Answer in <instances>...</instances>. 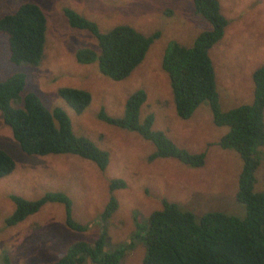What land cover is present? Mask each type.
Returning a JSON list of instances; mask_svg holds the SVG:
<instances>
[{"label": "rangeland", "instance_id": "obj_1", "mask_svg": "<svg viewBox=\"0 0 264 264\" xmlns=\"http://www.w3.org/2000/svg\"><path fill=\"white\" fill-rule=\"evenodd\" d=\"M218 1L227 25L210 56L220 106L227 110L253 100L251 75L264 64V0ZM24 2L36 3L47 19L43 52L37 65H14L8 60L6 37L0 33V80L25 73L22 96L34 92L48 109L62 108L75 134L108 153V164L100 168L71 153L28 155L0 112V147L15 161L14 170L0 177V264H52L74 243H92L102 233L109 248L123 245L130 241L137 224H145L153 211L162 208L164 200L197 217L207 211L245 215L244 205L235 196L243 162L235 150L218 144L228 127L213 123L207 101L189 118H181L162 68L164 50L171 41L191 45L198 33L211 27L194 10L193 0H0V17ZM64 8L95 22L101 32L128 25L144 35L159 32V37L127 77L113 80L96 63L77 60L76 51L96 48V39L87 30L72 28ZM62 87L88 91L90 104L76 113L59 95ZM138 90L147 94L139 121L153 115V129L190 152H204L203 165L189 166L174 157L152 158L156 148L151 141L99 117L101 110L112 117L123 116L127 98ZM260 150L254 191L264 190V146ZM112 180H122L124 186L111 189ZM55 191L69 197L71 218L83 230L67 226L65 206L59 202H47L23 220L6 223L16 208L12 195L32 200ZM112 197L116 209L103 218ZM134 244L122 264H142L144 244L140 240Z\"/></svg>", "mask_w": 264, "mask_h": 264}, {"label": "trees", "instance_id": "obj_2", "mask_svg": "<svg viewBox=\"0 0 264 264\" xmlns=\"http://www.w3.org/2000/svg\"><path fill=\"white\" fill-rule=\"evenodd\" d=\"M194 10L211 24L195 37L191 45L171 41L162 57L178 115L189 118L203 102L209 103L212 121L227 126L218 144L235 150L243 162L238 179L236 199L244 205L245 215L239 217L221 211H207L197 217L192 211L164 200L162 208L153 211L145 224H137L130 241L112 248L107 246L104 233L94 242L78 241L52 264H122V259L140 240L144 244L142 264H264V190L254 191L258 155L264 146V64L252 75L253 100L223 110L216 86L215 69L210 56L227 25L218 0H193ZM63 14L72 28L89 31L96 39V48L81 47L76 51L79 62L96 63L100 72L113 80L127 77L138 66L159 32L144 35L132 26L118 25L101 32L97 24L76 11L64 8ZM47 19L40 7L24 2L0 17V33L7 40L8 60L14 65H37L46 40ZM25 73L16 72L0 80V112L2 120L28 155L71 153L89 159L100 168L108 164V153L85 136L74 133L67 113L60 107L48 109L39 96L28 92L22 96ZM59 95L80 113L91 102V94L74 87H62ZM147 94L132 93L126 100L121 117H112L103 110L99 117L121 128L137 131L151 141L154 157H174L189 166H201L205 153H193L177 146L165 133L153 129V115L142 122L138 115ZM15 168L13 157L0 147V177ZM124 186L122 180H112L110 188ZM15 211L6 218L8 225L37 212L47 202L64 204L66 224L74 230L84 227L71 218V201L62 192H47L38 199L12 195ZM110 198L103 218L116 209Z\"/></svg>", "mask_w": 264, "mask_h": 264}]
</instances>
